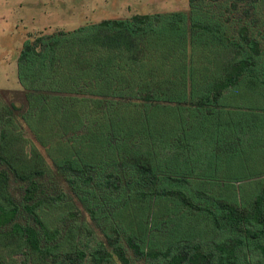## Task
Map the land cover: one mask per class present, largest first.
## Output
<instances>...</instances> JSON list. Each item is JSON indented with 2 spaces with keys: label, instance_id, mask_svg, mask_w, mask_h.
<instances>
[{
  "label": "trees",
  "instance_id": "16d2710c",
  "mask_svg": "<svg viewBox=\"0 0 264 264\" xmlns=\"http://www.w3.org/2000/svg\"><path fill=\"white\" fill-rule=\"evenodd\" d=\"M17 79L0 264H264V0L41 35Z\"/></svg>",
  "mask_w": 264,
  "mask_h": 264
},
{
  "label": "rangeland",
  "instance_id": "374dc122",
  "mask_svg": "<svg viewBox=\"0 0 264 264\" xmlns=\"http://www.w3.org/2000/svg\"><path fill=\"white\" fill-rule=\"evenodd\" d=\"M188 9L189 0H0V90L21 89L17 62L29 39L106 19Z\"/></svg>",
  "mask_w": 264,
  "mask_h": 264
}]
</instances>
